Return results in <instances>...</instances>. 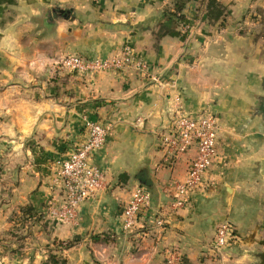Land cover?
<instances>
[{"label":"crops","instance_id":"crops-1","mask_svg":"<svg viewBox=\"0 0 264 264\" xmlns=\"http://www.w3.org/2000/svg\"><path fill=\"white\" fill-rule=\"evenodd\" d=\"M175 2L0 0V235L29 225L37 244L74 241L64 249L69 264H260L264 0H188L176 13ZM126 48L144 59L145 73L79 74L56 64ZM178 109H211L220 128L209 185L166 214L165 183L183 179L195 153L164 160L161 134ZM87 121L110 128L91 156L104 185L76 222L64 221L47 202L60 196L56 171L85 141ZM137 184L150 204L126 232L121 212ZM223 222L237 239L215 249Z\"/></svg>","mask_w":264,"mask_h":264},{"label":"built area","instance_id":"built-area-1","mask_svg":"<svg viewBox=\"0 0 264 264\" xmlns=\"http://www.w3.org/2000/svg\"><path fill=\"white\" fill-rule=\"evenodd\" d=\"M56 64L68 72L79 74L116 70L143 74L147 69L144 59L129 48L103 59L69 54ZM153 80L158 81L155 77ZM85 125V141L60 162L56 171L55 183L59 186L60 196L47 202L50 213L64 221L75 222L81 203L95 196L104 185L103 171L91 163V156L93 151L105 144L110 128L96 121H87ZM219 128L218 116L211 109L193 114L181 109L174 112L171 122L161 134L165 162L174 165L192 148L195 153L190 158L185 177L169 179L165 183L164 189L171 197L166 214L184 207L189 192L209 185L208 173L216 157ZM150 199V192L143 185L133 187L130 199L121 212L122 230L129 232L136 227L138 215L149 206ZM158 223L161 225L162 219ZM232 230L228 222L218 225L214 237L215 249L230 242Z\"/></svg>","mask_w":264,"mask_h":264},{"label":"rangeland","instance_id":"rangeland-1","mask_svg":"<svg viewBox=\"0 0 264 264\" xmlns=\"http://www.w3.org/2000/svg\"><path fill=\"white\" fill-rule=\"evenodd\" d=\"M49 210V205L47 204L46 211L48 214L50 213ZM16 213L17 212H13L9 215V217L15 215ZM77 216L75 218V222L77 221ZM23 227L24 226L19 227L10 225V228L7 233L0 235V264H46L49 249H53L52 252L58 257V259L60 260V264H69L68 253L65 252L64 249H58V245H56V243L54 242L47 243L38 240V245L36 243L37 240L34 236L35 232L31 231L30 233L31 229L29 228V225L26 227V229H24L25 227ZM27 235H30L31 237L25 239V236ZM10 241H13V243H11ZM8 245H12L13 247ZM23 246H25L24 248H22L24 251H3V247H6V250H8L7 248L9 247H11V249H19ZM35 247H37V249Z\"/></svg>","mask_w":264,"mask_h":264},{"label":"trees","instance_id":"trees-1","mask_svg":"<svg viewBox=\"0 0 264 264\" xmlns=\"http://www.w3.org/2000/svg\"><path fill=\"white\" fill-rule=\"evenodd\" d=\"M186 1L188 0H176V2L174 3V12H181V10L183 9V7L186 4ZM180 17H182L181 14H179ZM230 242L231 241H235L237 239V235L235 234L234 230L231 231L230 233ZM93 239L98 240L99 236H94ZM102 240L104 242H108L110 239L107 236H103ZM74 241H67L65 243H57L56 245H58V249H67L70 246L73 245ZM53 249H49V254L46 260V264H60V260L58 259V257L52 252Z\"/></svg>","mask_w":264,"mask_h":264},{"label":"water","instance_id":"water-1","mask_svg":"<svg viewBox=\"0 0 264 264\" xmlns=\"http://www.w3.org/2000/svg\"><path fill=\"white\" fill-rule=\"evenodd\" d=\"M260 264H264V251L260 253Z\"/></svg>","mask_w":264,"mask_h":264}]
</instances>
